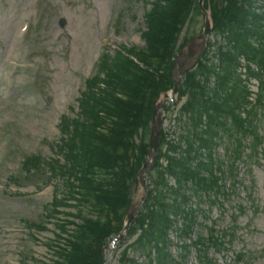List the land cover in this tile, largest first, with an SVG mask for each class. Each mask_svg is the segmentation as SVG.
<instances>
[{
    "label": "rangeland",
    "instance_id": "obj_1",
    "mask_svg": "<svg viewBox=\"0 0 264 264\" xmlns=\"http://www.w3.org/2000/svg\"><path fill=\"white\" fill-rule=\"evenodd\" d=\"M130 6H133L132 11L128 18L127 13L124 17ZM148 8L143 0H0V62L3 63L0 66V94L5 98L0 105V137L9 138L12 150L11 161L0 162V241L11 243L8 248L0 249L4 258L18 260L25 257L22 261L27 264H51L43 242L52 234L38 232L35 239L23 222V219L43 220L44 205L52 197V183L48 175L28 180L22 175L19 177L18 189L31 193L29 196H11L1 191L6 188L4 184H11L9 176L18 174L17 169L25 156L39 154L43 159H60V154L57 151L54 153L52 147L60 136L59 118L61 114H71V106L77 110L76 99L83 90L84 80L90 74L100 46L106 40L120 41L126 47L131 44L143 46L140 33L145 28L143 14ZM116 11L121 12V18L114 25ZM60 17L66 19L63 28L58 25ZM202 18L198 15L189 22L188 34L197 32ZM22 22L31 25L24 37L19 31ZM184 35L187 34L183 31L179 39L174 37L175 43ZM165 37L160 36V40ZM216 37L217 34L213 39L216 40ZM4 69L9 76L2 77ZM134 85L138 93L140 80H135ZM134 107L127 114L130 127L127 122L125 126L113 120L116 136L123 127L127 129L121 133L124 137L133 136L130 154L135 153L146 139L144 133L147 134L148 125H137L139 110L137 105ZM254 125V132L261 137V145L258 146L253 137H249V141L256 144L258 155L253 151L249 155V150L245 149L238 162L240 184L236 196L230 198L225 211L220 213L219 208H213L214 212L210 214L216 220V229L221 230L231 225L238 204L247 208L244 213L236 214L237 226L230 251L222 254L208 249L207 256L214 259L215 264H235L233 256L238 251L254 256L251 264H264V121L256 119ZM131 127L135 129L132 133L129 132ZM216 153L220 156L224 154L223 144L216 147ZM10 163L12 168L9 170ZM248 191L256 211L248 207ZM233 203L236 207L232 206ZM201 209L205 210V206ZM202 224L208 226L210 223L206 220ZM203 226L193 229L192 234L197 241H200L198 232L206 236L207 230ZM172 236L176 243L175 232ZM132 240L133 237H130L117 244L115 250L106 248V264H119L122 246L132 244ZM171 251L174 255L180 252L175 245ZM139 252L138 249L130 250L127 256L137 264L146 263L147 259ZM184 263L199 264L192 248Z\"/></svg>",
    "mask_w": 264,
    "mask_h": 264
},
{
    "label": "trees",
    "instance_id": "obj_2",
    "mask_svg": "<svg viewBox=\"0 0 264 264\" xmlns=\"http://www.w3.org/2000/svg\"><path fill=\"white\" fill-rule=\"evenodd\" d=\"M175 1V0H174ZM191 1L190 0H184L182 2L178 1L177 2V8L181 11L182 13V17L185 16L184 12H182V9L184 10L189 9L190 5H191ZM172 6V3H169L167 5L166 8L163 9V11L161 12L159 18L160 21H156L154 24L155 27V31L154 33H152V37L150 39V44H149V49H147L148 54L146 53V56L144 54H141V60L142 62H144L145 64H149L151 66V68L153 67L152 65L159 63L160 65L162 63L159 62V59L161 60V58L164 59V57H167L170 55V51L171 48H169V46H171V44L175 41L174 37H176V30L178 29V27H180V23H182V19L181 16H174L175 15V10H171L169 12L170 7ZM232 12L234 15L239 16L240 15V11L239 9L236 7L235 3H232ZM174 7V5L172 6ZM174 14V15H173ZM219 15H217V20L218 22L221 24V26H223V24L225 25V20H230L232 13L229 11V9H226L224 11H221L218 13ZM234 21V19L232 20ZM231 21V22H232ZM161 32V34H160ZM163 32V33H162ZM160 36L165 37V39L160 40ZM152 53L151 56H149V54ZM147 62V63H146ZM155 68V67H153ZM160 68L161 67H157L155 68V71L152 69L150 70H140V69H134L131 68L129 69L130 74L126 72H122V75L120 76L119 80L122 83L123 89H120L121 91H123L125 93V95H127L128 99H126L125 101L123 100H116L113 97V102L115 105L119 106V108L117 107V109H119V113H114L112 112V114H114L118 119H119V123L123 124L126 126V122L128 123V126L130 127V122L129 119L127 117V114L129 112V110L135 108L133 106L137 105L138 106V115H137V123H141L143 119L147 118V115L150 111V107L152 104V101L154 99V96L156 95V91H158L161 87V82L158 83L157 79L160 78ZM158 76V78L156 77ZM167 76V75H166ZM127 78H130L131 80H129L127 83L123 82L125 79L127 80ZM140 78V79H139ZM140 80V89L137 93L136 91V86L134 85V81L135 80ZM118 81V79H117ZM119 82V81H118ZM158 83V84H157ZM193 84H195L194 82H191V84L189 85L190 87H193ZM143 95H142V93ZM193 98H196L197 94L195 92H191ZM145 94V96H144ZM205 107H203L202 109H206V105H204ZM147 111H146V109ZM111 113V112H110ZM146 114V116H144ZM123 127V126H122ZM126 127H123L121 130H119L120 134L118 136L112 135L109 137V140L111 141V143L113 144V147L115 145V147L117 149L114 150L112 148H109V153H111V155L109 156L107 153L103 152V155H101L103 157V159L106 157L107 162L106 164L109 165H114V163H118V161H120V157L117 156V151L121 150L119 148H121L122 146H127L130 144V139L129 138H124V136L121 134L122 132H126ZM133 127L130 128L129 132L133 131ZM101 159V158H100ZM176 165V164H175ZM122 170H124V167L122 168ZM170 172L176 174L175 169L172 167L170 168ZM188 174V176H187ZM194 176V175H193ZM192 175H190L189 172H186V170L184 169V171L182 172V174L179 176V178H185L188 180L189 177H193ZM158 178H159V173H158ZM121 182V181H119ZM123 184L125 183V179H123ZM164 183V182H161ZM121 184H119L118 186H116L115 188H113V190H115L114 195H108L105 199L106 203H108V205L110 206H117L118 204L122 203L123 201H125V194H124V190L121 188L120 186ZM158 202L163 203L164 199L161 197H157L156 199ZM161 226V229L164 230V228ZM165 243L163 242V245ZM90 244H85L84 249H81L78 252V257L82 259V262L84 264H99L100 263V255L95 256L92 253L96 252V245L93 247H89ZM91 251L89 252L88 250ZM91 254V255H90Z\"/></svg>",
    "mask_w": 264,
    "mask_h": 264
},
{
    "label": "water",
    "instance_id": "obj_3",
    "mask_svg": "<svg viewBox=\"0 0 264 264\" xmlns=\"http://www.w3.org/2000/svg\"><path fill=\"white\" fill-rule=\"evenodd\" d=\"M208 30V24L206 23V31Z\"/></svg>",
    "mask_w": 264,
    "mask_h": 264
}]
</instances>
